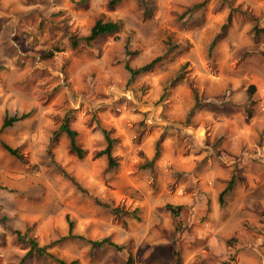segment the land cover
Listing matches in <instances>:
<instances>
[{
    "label": "rangeland",
    "instance_id": "1",
    "mask_svg": "<svg viewBox=\"0 0 264 264\" xmlns=\"http://www.w3.org/2000/svg\"><path fill=\"white\" fill-rule=\"evenodd\" d=\"M110 1L0 0V264H264V0Z\"/></svg>",
    "mask_w": 264,
    "mask_h": 264
},
{
    "label": "trees",
    "instance_id": "2",
    "mask_svg": "<svg viewBox=\"0 0 264 264\" xmlns=\"http://www.w3.org/2000/svg\"><path fill=\"white\" fill-rule=\"evenodd\" d=\"M116 0H111L110 3H113ZM200 5V3L198 4ZM119 30V24L117 21H111V20H102V19H96L93 24L91 25L88 33L83 36V37H72L70 38V44L72 46H76V44L78 43L79 40L84 41L85 44H88L91 40H93L94 38H96L97 36L100 35H104V34H113L116 33ZM134 52H131L129 50H127L126 46H124V54H131ZM158 57H155L153 59H151L150 61L136 67V68H132L131 66H129L127 64L126 61H123V67L125 68L127 74H128V80L133 79L135 76L144 73V72H148L150 70H152V68L154 67L155 63L158 61ZM249 88L251 89V91H253V86H249ZM27 114H21L20 116H12V117H4L1 124H0V129H3L4 127L9 126L12 122L25 117ZM58 131L64 133L68 139V144H69V150L72 151L77 157H81L84 153V150L82 148H80L78 146V144L76 143V132L75 130L71 129L67 122L66 119H64L58 128ZM101 134L103 137V141H104V145L103 147L96 151L94 153L95 157L101 156L103 155L106 159V163L109 166H115V161L111 156V148L113 146V144L115 143V138L110 136V133L108 130L105 129H101ZM2 147L11 155H14L16 157H18V153L16 151V149L11 148L10 146H8L7 144H5L4 142H1ZM231 185V181L228 182L225 190H227ZM224 190V191H225ZM223 192L219 193V198L221 197ZM104 206H106L105 204H102ZM166 209L174 216L177 215V208L173 207L169 204H166ZM112 211H116V209H112ZM68 221V233H70L71 230V221ZM14 233L18 236L19 232L18 231H14ZM106 239H101L99 241H94L92 242L93 244H102L104 242H106ZM109 243V242H108ZM28 245L29 248L28 250L25 252V255L27 253H29L31 250H34L35 252L39 253V254H44L47 255L48 257L54 259L58 264H75L76 261L72 260L69 263H66L64 260L60 259V258H56L55 256H53L52 254H50L49 252H46L45 247L44 246H39L37 245V243L33 240L30 239L28 241ZM24 258L20 259V262L23 260Z\"/></svg>",
    "mask_w": 264,
    "mask_h": 264
},
{
    "label": "built area",
    "instance_id": "3",
    "mask_svg": "<svg viewBox=\"0 0 264 264\" xmlns=\"http://www.w3.org/2000/svg\"><path fill=\"white\" fill-rule=\"evenodd\" d=\"M263 91H264V88H263Z\"/></svg>",
    "mask_w": 264,
    "mask_h": 264
}]
</instances>
